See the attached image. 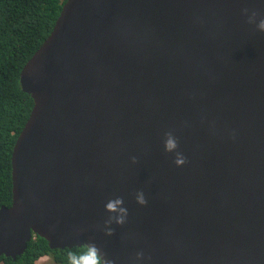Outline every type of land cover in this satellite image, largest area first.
I'll return each mask as SVG.
<instances>
[{
  "label": "water",
  "instance_id": "obj_1",
  "mask_svg": "<svg viewBox=\"0 0 264 264\" xmlns=\"http://www.w3.org/2000/svg\"><path fill=\"white\" fill-rule=\"evenodd\" d=\"M261 20L264 0H66L21 72L0 256L40 235L105 264H264Z\"/></svg>",
  "mask_w": 264,
  "mask_h": 264
},
{
  "label": "trees",
  "instance_id": "obj_2",
  "mask_svg": "<svg viewBox=\"0 0 264 264\" xmlns=\"http://www.w3.org/2000/svg\"><path fill=\"white\" fill-rule=\"evenodd\" d=\"M66 0H0V208L13 201L12 155L15 143L34 107L21 85V72L53 31ZM88 247L55 248L40 235L16 259L0 256V264H35L44 256L50 264H69V253L86 256Z\"/></svg>",
  "mask_w": 264,
  "mask_h": 264
},
{
  "label": "clouds",
  "instance_id": "obj_3",
  "mask_svg": "<svg viewBox=\"0 0 264 264\" xmlns=\"http://www.w3.org/2000/svg\"><path fill=\"white\" fill-rule=\"evenodd\" d=\"M253 15L255 16L256 13L254 12ZM258 27L259 29L264 30V20L260 21ZM176 147H177V144L173 139H168L166 141L167 151H171ZM176 163L178 165H183L185 163V158L182 155H178ZM140 202L146 203L143 197L140 198ZM108 208L114 210L115 204H109ZM68 260H69V264H105L103 256L100 254L98 247L94 243L88 246V252L86 256L82 255L80 257H77L76 254L69 253ZM108 264H111V262H108Z\"/></svg>",
  "mask_w": 264,
  "mask_h": 264
},
{
  "label": "rangeland",
  "instance_id": "obj_4",
  "mask_svg": "<svg viewBox=\"0 0 264 264\" xmlns=\"http://www.w3.org/2000/svg\"><path fill=\"white\" fill-rule=\"evenodd\" d=\"M52 262V258L49 256H45L39 259L35 264H50Z\"/></svg>",
  "mask_w": 264,
  "mask_h": 264
}]
</instances>
